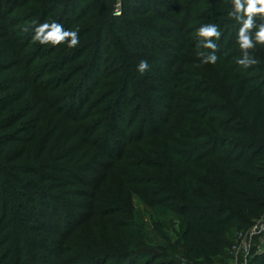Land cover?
<instances>
[{
  "label": "trees",
  "instance_id": "16d2710c",
  "mask_svg": "<svg viewBox=\"0 0 264 264\" xmlns=\"http://www.w3.org/2000/svg\"><path fill=\"white\" fill-rule=\"evenodd\" d=\"M84 1L88 2L83 4ZM93 1H26V4L38 5L33 11L40 16L34 22L43 21L58 8L72 13L69 27L79 32V45L75 48L67 44L56 46L60 51L56 52L54 60L59 66L50 67V73L54 74L65 65L79 61L71 75L58 76L60 85L70 83L63 94L61 86L56 89V81L43 82L31 71L36 56L35 52H27L31 37L8 28L0 33V229L7 231L2 242L8 245L11 239L13 247L17 248L12 262L7 263L173 264L160 258L167 256L170 248L199 264H216V259L230 248L231 237L233 240L237 233L250 229L264 217V47L257 45L251 50V55L259 61L257 65L248 69L239 66L236 58L241 56V50L236 40L240 24L229 16L233 11L232 0H190L186 3L193 8L184 11V17L193 16L197 3L206 4V21L219 26L222 35L214 41L219 49L217 63H199L202 68H192L193 72L187 74H193L195 80L186 82H178L173 75L170 79H159L158 85H149L147 71L152 68L149 66L140 73L139 61L134 66L126 65L122 76L114 77L115 71L101 70L98 63L103 54H99L104 45L102 29L99 32L95 28V35L87 40L88 31L82 32L84 28L76 26L88 20L84 18ZM96 1L106 4L111 0ZM130 1L137 6V0ZM152 2L171 14L183 12L181 6L177 8L179 0ZM152 2L146 8L149 1L145 0V8L139 12L154 9ZM80 7H83L81 11ZM61 12L58 15L61 16ZM0 19H3L1 15ZM170 19L173 21L172 17ZM256 21L260 22L259 16ZM112 22L129 53L159 54L166 49L171 56L185 48V44L180 45L178 38L165 29L161 30L159 40L166 38L167 42L133 44L130 36L119 29L120 20ZM181 28L184 27L180 25L175 29L181 31ZM186 31L188 29L184 36ZM235 44L237 48L232 49ZM89 50L90 64L87 58L83 60ZM20 60H24L21 68L29 77L25 88L22 86L23 93L17 91L18 82L8 78L9 73L20 66ZM80 71L83 73L77 77ZM177 71L174 68V73ZM93 79L96 84L89 98L97 89L108 88L100 100L101 104L107 103L103 108L107 126H97L93 132L80 127L73 137L79 133L89 136L104 131L96 135L99 139L89 138L82 148L72 149L59 126L67 119L65 108L60 105L54 108V98L49 93L57 91L62 100L73 98L74 103L80 96L81 102L86 104L89 98L83 96V87ZM21 80L23 85L24 78ZM132 87L138 90L141 103L127 120ZM180 88L194 93L195 98L182 97ZM151 92L155 93L152 98L155 105L167 109L166 117L154 111L150 117L136 122L140 112L146 109L143 100ZM166 94L169 104L157 101ZM24 96L30 98L27 103ZM48 114L59 123L45 136L41 124ZM120 126L126 130L121 131ZM129 131L132 137L125 140ZM113 136L124 139V146ZM131 148L134 151H126ZM93 152H96L93 162H81ZM117 162L124 163L125 168L119 174L122 188L114 193L105 183L117 173ZM95 165L101 169L96 172L99 178L92 176ZM79 183L91 187L92 200L85 207L87 212L80 215L77 211L80 204L74 197L85 195L86 189L75 188ZM104 193L110 197L105 198ZM135 196L154 215L173 214L180 226L179 239L171 243L161 230L153 228L164 241L159 245L144 225L134 223ZM67 217L79 218L74 219L70 227L61 228L59 224ZM54 218L58 219L57 225ZM43 234L47 241L41 242ZM41 252L54 260H48ZM9 255L11 252H7L4 259ZM0 259V264H4L3 257ZM251 264H264V251L251 257Z\"/></svg>",
  "mask_w": 264,
  "mask_h": 264
},
{
  "label": "rangeland",
  "instance_id": "374dc122",
  "mask_svg": "<svg viewBox=\"0 0 264 264\" xmlns=\"http://www.w3.org/2000/svg\"><path fill=\"white\" fill-rule=\"evenodd\" d=\"M27 0H0V15L3 17V19H0V33H3V29H7L12 32H19L22 35H28V37L32 38L33 36V29L34 26L37 23H51L53 21L61 23L65 29H71L74 30L75 27H69L71 14L65 12V9L63 12H61V8H58L57 10L53 11L52 13H49L45 16V19L40 20V22H34L37 20V18L40 16L39 12H35L33 10H36L38 5H32L27 3ZM137 6L135 7L133 4L134 2H131L130 0H111L109 2H106V4H103L104 2L100 3L99 1L94 0L92 2V6L90 7V11L88 12V15L97 14L100 17L96 19H91V17H88V15L76 26L78 29L84 28L82 32H87L85 35V38L89 40L92 35H95V28L100 32L101 31V40L102 43H104L103 48L99 51L100 55L98 63L100 64L101 70H108L111 72H116L114 74V77H117L116 75H120L126 65L128 66L130 63L133 64V66L138 63V61L142 59H146L148 61V64L150 68H152V71L149 72V79L147 81V84L149 85H158L160 84L159 79L163 78H172L174 75V79H179L178 82H186V80H195L193 78V74L191 76H188L187 74L192 73L193 69H200L202 68L199 63H201L200 58L197 56V52L200 51V49L197 48V44L199 43L200 38L197 35V30L199 27H201L204 24H208L209 21H206V4L198 5L197 3L195 5V13L192 15L186 14L184 17V11H189L193 7L191 5H187V1L190 0H179V7L183 8V12L179 13H173L166 12V9L164 7L159 6L158 3H154L151 0H148L149 3L146 5V8L150 6L149 4L152 2V5L154 6V9H150L148 13L143 11L139 12L141 9L143 10L145 0H137ZM147 1V0H146ZM193 1V0H191ZM205 1V0H203ZM88 1H84L83 4H86ZM82 4V5H83ZM81 5V6H82ZM105 5V6H104ZM194 6V5H193ZM199 6V7H197ZM131 7V8H130ZM197 7V9H196ZM30 8V9H29ZM83 7L79 8V11L82 10ZM130 8V9H129ZM139 8L138 11H136ZM128 9V10H127ZM199 9V10H198ZM109 10V11H108ZM42 11V10H40ZM78 11V12H79ZM193 11V12H194ZM55 12V13H54ZM58 12V13H56ZM59 12H61V16L58 15ZM53 14V15H52ZM199 14V15H198ZM57 15V16H56ZM196 15H198L196 17ZM55 16V18L53 17ZM63 16H65L63 18ZM173 18V21L170 18ZM63 19V21H62ZM118 19L121 22L120 28L122 29L129 37L130 41L133 44H151V42H167L168 39H161L159 40V34L161 33L162 29H165L167 32L173 33L174 37L178 38V41L181 44H185L184 50L179 52V54L174 55H168L166 49H163L159 54L155 52H149V53H129V51L126 49L123 40L119 37L116 27L114 26L112 20ZM57 20V21H56ZM29 22H32L30 25ZM13 24V26H12ZM29 24V25H28ZM183 26L184 28H181L180 30L175 29L176 27L179 28ZM186 25V26H184ZM27 28L28 31H24V29ZM188 29L187 35L184 36V31ZM142 39L144 41H142ZM189 42H192L191 45H187ZM179 44V43H178ZM195 44V45H194ZM79 45V44H78ZM237 44L232 45L231 48H237ZM56 48L53 47L51 44H44L41 45L39 42H34L33 39L31 41L30 47L28 48V51L30 54L36 53V56H34V63H31L30 66L31 71L35 75V78H40L39 80H42L43 82H50L52 80L56 81V89L61 86L62 94L64 93L63 90L70 85H60L59 77L62 75V78H65L69 75H71L73 72H75V69L77 68V64H79V61H73L69 65H65L63 69L59 70L57 73H50L52 69L50 67L59 66V63L55 62L54 58H56V52L60 51L59 48L56 49V51L51 54L52 50H55ZM90 56V57H89ZM87 58V62L89 63V59H91V52L90 50L87 51L86 56L83 58L85 60ZM181 59V62H180ZM177 60V61H176ZM120 61L122 63H120ZM53 64V65H52ZM196 64V65H194ZM202 64V63H201ZM25 62L24 60H20V66L16 69H14L11 73H9L8 78L10 80H13L14 82H18L17 91L23 93L25 90V86L27 85V81L29 77L26 74V71L21 68V66H24ZM174 68L178 69L177 73H174ZM99 69V68H97ZM100 70V69H99ZM206 70V69H205ZM83 71H80L77 73V77H79ZM122 76V75H120ZM203 77H206V74L203 75ZM24 78L23 85L20 84L22 82L21 79ZM197 81V80H196ZM96 84V79L91 80L89 83L86 84V86L83 87L84 89V95H87L89 98V93L92 89H94ZM181 84V83H180ZM197 85V84H196ZM24 86V88L22 87ZM59 90V89H57ZM108 90V88L103 87L96 90V94L91 96L87 103L84 104L81 102L80 96L77 98V103H74V99L70 98L65 100H62L63 98L56 93L57 91H52L49 94L54 98V108L56 106L65 108L67 114V119H63L65 123H62L60 126V130L62 131L61 134L63 138H65L66 143L72 147V149L82 148L89 138H96V135L103 134V129L100 131H96L93 135H87L86 133H79L77 136L73 137L75 134L74 132L79 129L80 127H84L88 130L93 132L97 126H107V122L105 121V118H107L106 114L103 112L104 106H106L105 103H100L102 100V96L104 92ZM178 90V88H177ZM31 91V88H30ZM61 94V95H62ZM73 96L76 95V92L72 93ZM180 95L182 97H194V93H188L187 90L180 88ZM60 96V97H57ZM155 96L154 92H151L147 95L146 99L143 100V104L146 106V109H143L140 112L139 118L136 122H140L141 118L144 117H150V113H153L156 111L159 113L162 117H166L167 109L160 107L158 105H155V101H153L152 98ZM164 97H160L157 101L161 104H169V97L168 95H163ZM139 97V92L136 88H131V94L128 98V104H129V111L126 115L127 120L129 118L133 117V111L135 108L139 107V104L141 103V99ZM24 102L27 103L30 99L29 97L24 96ZM49 114H52L51 111L48 112ZM45 116V120L42 122V133L43 135L47 136L50 133V130H54L58 126V121L53 120L50 115ZM183 118H186V115H182ZM182 118V117H181ZM180 120V117L179 119ZM178 124V122H177ZM122 129L121 131H125L126 128L124 126H120ZM86 134V135H85ZM118 139V141L124 146V139L119 138L117 136H113ZM132 135L130 134V131L128 132L127 138L125 140H130ZM99 139V138H96ZM92 140V139H91ZM117 141V142H118ZM119 146V143H118ZM88 147V146H87ZM128 152H132L134 150L129 149L126 150ZM97 152V151H96ZM96 152H93L89 157L82 160V163L90 162L92 160L96 159ZM101 160V158L99 159ZM93 162V161H92ZM118 165V171L115 175H112L110 177V180L105 183V186L107 189L111 192H119L121 190V184H120V176L121 172H123L125 165L124 163H115ZM97 171L101 172L100 167L96 166L94 167V170L92 171V176H96L95 178H99L100 175H96ZM87 174V173H82ZM107 184V185H106ZM88 186V187H87ZM75 188H81L86 189L84 191L86 194L74 197L76 202L80 204V206L83 207V209H78L77 211L80 215V213L85 214L87 212V209L85 208L91 203V195L90 190L91 187L89 185H86V183H79L75 185ZM83 192V191H80ZM79 192V194H80ZM89 193V194H88ZM105 198H109L110 195L107 193H104ZM82 210V211H80ZM134 223L138 222L144 225L145 229L150 233L151 237L154 238L155 242L157 244H163L164 241L161 237L158 236V233L156 230H161V233L165 236L169 237L170 242L174 243L176 240L180 237V226L179 222L176 219V217L173 214H169L167 216H157L153 214V211L146 206L138 197H134ZM79 217H67L63 218L62 222L59 224L61 228H68L71 226L74 219ZM56 218L53 219L55 222ZM97 220H94L93 222H96ZM56 223V222H55ZM57 225V223H56ZM89 226V229L91 230L93 228ZM155 228V229H153ZM256 232V231H255ZM7 231L0 229V257H3V261L6 264L8 261L12 262V257L15 254V251L17 252V248L13 247V242L11 239L8 241V245L4 244L3 239L6 238ZM239 234L237 233L236 237L231 240L230 238V248H228L226 251L222 253L220 257L216 259V264H251V257L253 258L256 254H259L264 251V229L261 231H257L253 234H248L246 238L243 239L244 242L238 240ZM9 237V236H8ZM13 239V236H11ZM10 237V238H11ZM46 237L45 234L41 235L40 241H47L44 240ZM244 243L249 246L250 251L248 253H245V250L242 245ZM44 244V243H43ZM159 251V250H158ZM7 252H11V255H9L8 259H4L6 257L5 255ZM4 253V255H3ZM166 253L167 256L160 257L161 260H164L168 263L173 264H199L197 261L189 260L185 256H180V253L175 250H172L170 248L167 249ZM40 254H43L46 256V258L50 261L54 260L52 257H48L45 252H41ZM11 258V259H10ZM52 258V259H51ZM1 260V259H0ZM10 263V262H9ZM27 264H33V262H26ZM8 264V263H7ZM19 264V263H17ZM48 264V263H45ZM50 264V263H49Z\"/></svg>",
  "mask_w": 264,
  "mask_h": 264
},
{
  "label": "clouds",
  "instance_id": "9594fccd",
  "mask_svg": "<svg viewBox=\"0 0 264 264\" xmlns=\"http://www.w3.org/2000/svg\"><path fill=\"white\" fill-rule=\"evenodd\" d=\"M233 11L229 16L236 19L240 24L237 33V44L241 50V56L236 58V63L245 68L257 65L259 61L251 55L257 45L264 47V0H232ZM259 16L260 22L257 23L256 17ZM24 31H28L27 28ZM200 38L197 44L198 49H208L211 51L200 50L197 52L202 64H216L219 57L216 54L218 45L214 42L219 40L222 33L217 24H204L197 30ZM32 39L41 45L51 44L53 47L60 44H67L69 48H75L79 44V32L76 30L65 29L61 23H37L33 29ZM149 64L146 59L139 61L137 70L144 73L148 70Z\"/></svg>",
  "mask_w": 264,
  "mask_h": 264
},
{
  "label": "built area",
  "instance_id": "2783aa9c",
  "mask_svg": "<svg viewBox=\"0 0 264 264\" xmlns=\"http://www.w3.org/2000/svg\"><path fill=\"white\" fill-rule=\"evenodd\" d=\"M262 229H264V217H262L261 219L257 220L255 222V224L248 230L245 231H241L239 234V239L240 241L244 242L243 239L246 238L248 236V234H253L256 233L257 231H261ZM256 231V232H255ZM245 253H248L250 251L249 246H247L245 243L244 245H242Z\"/></svg>",
  "mask_w": 264,
  "mask_h": 264
}]
</instances>
